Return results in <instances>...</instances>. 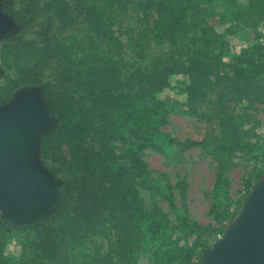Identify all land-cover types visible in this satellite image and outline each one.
I'll use <instances>...</instances> for the list:
<instances>
[{"label":"trees","instance_id":"1","mask_svg":"<svg viewBox=\"0 0 264 264\" xmlns=\"http://www.w3.org/2000/svg\"><path fill=\"white\" fill-rule=\"evenodd\" d=\"M233 21L256 30L264 21V0H226ZM213 0H45L44 26L71 19L77 32L52 37L60 56L58 82L44 86V104L60 119L40 144L41 157L55 181L66 179L68 195L47 225L8 227L0 221V264H138L140 253H150L152 264H200L207 249L202 240L212 229L192 220L176 206L171 187L152 177L143 159L146 150L181 152L199 147L217 163L209 214L224 224L239 202L230 193L228 169L235 154L254 162L264 173V145L250 111L264 104V46L243 50L229 61L227 30L208 24ZM43 12V13H42ZM17 25H25L28 8L5 9ZM117 27L126 35L122 42ZM166 54L155 52L165 47ZM180 47L186 60L176 52ZM23 49L29 62L23 65ZM30 51V53H29ZM218 51V53H217ZM44 47L20 48L4 44L3 62L16 65V77L0 87V105L22 86H43ZM187 78L186 103L170 104L159 94L169 88V77ZM242 104H247L239 111ZM170 112L213 121L220 137L181 142L162 131ZM57 190V184L53 187ZM139 189L162 193L175 213L176 229L198 240L180 245L167 215L156 205L148 211ZM34 230L36 237H21L28 257L6 255L15 234ZM78 248V253H72Z\"/></svg>","mask_w":264,"mask_h":264},{"label":"rangeland","instance_id":"2","mask_svg":"<svg viewBox=\"0 0 264 264\" xmlns=\"http://www.w3.org/2000/svg\"><path fill=\"white\" fill-rule=\"evenodd\" d=\"M45 0H0V7L4 11L5 9L12 8H28L25 25H17L14 32L0 37V87L6 85L8 77H16L17 71L12 59L8 62H3L1 59V48L4 44H9L12 47L20 48L22 45H28V47H44L48 48V55L46 57V66L43 70L41 81L43 86H22L15 90L10 97L8 103L0 105L1 108L10 106L16 98L24 91L39 89L43 97L44 86L54 87L58 82L57 65L59 63L60 56L56 52V48L52 37L59 32H77L80 29V25H77L71 19L64 22L55 23L49 27L44 26V19L41 15V11L44 10L43 6ZM240 3H246L247 0H238ZM212 8L214 9V15L207 19L209 25L214 26L219 32L228 31L226 34V40L228 44V50L223 53V60L229 61L232 58L239 56L240 53L251 48L257 43L264 46V21H262L256 30L243 29L237 26L233 21L235 10L228 5L226 0H213ZM43 13V12H42ZM118 31L117 34L122 42H126V35L120 34L121 31L115 27ZM168 47H156L155 52L166 54ZM177 53L182 54V60L187 59L186 52L180 47L176 48ZM30 53V51H29ZM218 53V51H217ZM23 65L29 62L28 51L23 49ZM169 88L164 89L160 94L164 100H168L170 104L179 103L185 104L186 95V83L187 78L183 74H172L169 77ZM247 104H242L238 111L245 107ZM54 113V112H52ZM254 116L253 119L256 122V132L260 137V144L264 145V104L256 103L253 105V109L250 111ZM55 114V113H54ZM56 116V115H55ZM167 123L161 128L163 132L170 134L172 137L178 139L181 142L192 140L196 142L207 141L209 143L215 142L220 137L218 126L213 121L204 120L201 118H193L185 115H181L175 112H170L167 117ZM60 120V119H59ZM60 124V123H59ZM39 159L41 165L51 175L50 170L44 164L41 157V149L39 152ZM143 159L149 165L152 172V177L160 184L169 185L175 204L178 208L186 211L187 215L194 221L200 223L204 227H210L212 230L206 233L202 240L206 242L208 251L214 247L223 237L226 230L232 225L235 219L240 214L241 208L252 189L260 182L264 177V173L261 178L253 183L250 192L245 189L246 181L250 175L254 172L259 173L258 166L252 162L249 157L244 156L241 153L235 154L233 158V165L228 169L227 177L230 182V193L234 202H241L234 217L228 222L221 224L217 222L213 216L209 214L211 204V193L214 187V183L217 175V163L214 159L206 156L199 147L190 148L186 151H182L180 148L170 149L164 152L146 150L144 152ZM52 176V175H51ZM57 184V190L60 195V200L55 207L49 211L45 217L36 221L13 225L7 219L0 208V221L8 227H32L37 223L47 225L50 222L53 211L60 206L68 193V186L66 179L60 178ZM139 193L144 200L145 207L148 211L152 210L153 206L159 207L170 220V226L174 229L173 239L177 240L180 245H191L198 240L197 236H186L184 233L176 229V217L173 210L162 193L155 192V190L139 189ZM36 237L34 230H28L19 232L10 238L7 247L6 255L19 258L23 255L28 257L30 250L24 249L19 242L22 237ZM73 250L72 253L77 254L78 248ZM23 253V254H22ZM204 255V254H203ZM201 257V261L203 258ZM138 264H152L150 253H140Z\"/></svg>","mask_w":264,"mask_h":264},{"label":"water","instance_id":"3","mask_svg":"<svg viewBox=\"0 0 264 264\" xmlns=\"http://www.w3.org/2000/svg\"><path fill=\"white\" fill-rule=\"evenodd\" d=\"M15 29L0 7V37ZM59 123L39 89L22 92L10 106L0 109V208L13 225L42 219L60 200L53 189L56 182L39 159L44 135ZM200 264H264V177Z\"/></svg>","mask_w":264,"mask_h":264}]
</instances>
